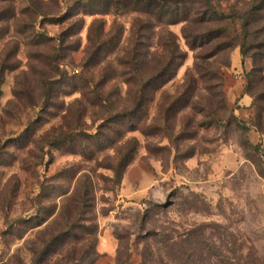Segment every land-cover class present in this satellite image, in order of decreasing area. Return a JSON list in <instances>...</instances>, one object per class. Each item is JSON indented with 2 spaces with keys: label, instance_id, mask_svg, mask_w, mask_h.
Returning <instances> with one entry per match:
<instances>
[{
  "label": "rangeland",
  "instance_id": "374dc122",
  "mask_svg": "<svg viewBox=\"0 0 264 264\" xmlns=\"http://www.w3.org/2000/svg\"><path fill=\"white\" fill-rule=\"evenodd\" d=\"M251 1L229 0L223 10ZM16 2L17 26L0 23V264H67L71 258L59 244L45 252L66 232L67 220L86 228L76 231L86 245L97 242L96 264H116L119 236L130 241L132 264H139L146 242L154 244L143 240L153 234L176 243L204 239L221 264H264V138L205 110L216 102L213 83L192 84L196 108H186L188 98L181 96L190 87L186 75L195 69L196 52L183 38L185 26L171 27L185 57L176 78L145 90L149 103L135 121L138 129L121 138L107 130L105 111L86 102L75 81L84 72L95 17L81 14L62 24L58 18L74 0ZM137 19L130 13L105 17L107 33L120 25V48H111L91 71L96 82L106 75L107 94L115 102L121 96L120 106L129 108L133 94H126L124 69L115 60L133 48ZM230 25L241 31L240 22ZM59 40L71 51L60 50ZM235 51L240 59L234 62V55L230 71L224 70L227 101L239 122L250 124L253 99L244 91L252 60L243 63ZM156 68L148 60L145 76ZM250 142L261 150H251ZM87 186V203L76 206L74 196Z\"/></svg>",
  "mask_w": 264,
  "mask_h": 264
},
{
  "label": "trees",
  "instance_id": "16d2710c",
  "mask_svg": "<svg viewBox=\"0 0 264 264\" xmlns=\"http://www.w3.org/2000/svg\"><path fill=\"white\" fill-rule=\"evenodd\" d=\"M229 0H74L73 5H68L67 12L58 18L59 23L65 24L79 15H91L95 17L91 26L90 46L85 52V59L82 64L84 70L78 81V89L81 91L83 99L93 107L101 108L105 111L104 122L109 125V130L114 135L124 137L129 132L138 129L137 117L141 115L149 103V99L144 96L145 90L148 91L155 83L160 90L166 83L176 78L178 68L184 61L179 45V37L171 31V27L183 24V38L191 50L196 52L195 69L187 73L188 87L181 97H186L187 107L196 108L195 92L192 84L199 83L210 86V91L216 92V102L205 107L214 115L221 113L223 116L218 118L220 123L234 122L239 128L250 132L254 130L264 138V0H252L244 8L224 12L223 4ZM30 5L32 0H28ZM9 4V9H4L3 4ZM16 0H0V23L13 21L18 24ZM34 9H36L34 7ZM134 14L138 16L137 24L134 27L133 48L124 54L117 56L115 62L117 66L124 69L121 78L127 86V95L133 94L132 106H120L107 94L106 75H102V80L96 82L91 71L97 70L107 60L105 57L111 48H120L122 30L117 32L118 23H115L114 33L106 32L105 17L114 15L115 17L124 14ZM50 16L47 13L39 12V17ZM145 18L144 21H141ZM240 22L241 31L235 33L230 23ZM37 23V20L34 21ZM83 25L84 20L77 21ZM7 26L4 28L6 29ZM22 28V27H21ZM31 30L36 32V26L31 24ZM108 35H107V34ZM46 37L41 35V38ZM110 38V40H109ZM59 48L63 51H71L66 41L59 40ZM64 46V47H63ZM69 47V48H68ZM57 47L54 51L58 52ZM67 49V50H65ZM239 49L244 60H252V69L246 76V88L244 95L253 99L251 110L254 112L251 123L244 124L239 122L235 116V111L229 109L227 92L225 88V73L230 71L232 59ZM154 60L157 68L149 76H145L143 66L148 60ZM217 60L214 64L211 62ZM58 58L55 54L52 62L57 63ZM58 65V63H57ZM226 72H225V71ZM56 75L61 76L60 71L55 68ZM118 77V76H117ZM110 79H112L110 77ZM115 79V78H114ZM105 80V82H103ZM124 132H122L123 128ZM70 129L68 132H73ZM64 133L70 137L69 133ZM69 134V135H68ZM71 139V138H67ZM251 150L259 152L261 145L248 143ZM260 164V162H259ZM259 164L257 167H259ZM77 192V190H76ZM90 191L87 186L83 194L78 191L74 196L73 202L76 206L87 203ZM78 211V208H77ZM80 213V211H79ZM78 221V220H77ZM72 222V221H71ZM69 223L67 220L66 232L58 238L48 243L45 252L49 253L53 247L59 246L67 249V264H96L98 253L96 250L97 242L86 245L88 239L80 238L76 234L80 228L78 223ZM82 227V226H81ZM88 229V228H87ZM89 230V229H88ZM75 233V234H73ZM90 234L92 231L89 232ZM94 233V231H93ZM73 234V235H72ZM153 234L150 238L143 241H153V245L146 242L147 246L142 254L139 264H221L220 259L213 260L211 246L204 242V239L193 242L189 237L176 243L170 236L160 237ZM162 238V239H161ZM127 238L119 236V252L116 264H132L133 253L129 241L124 244ZM68 245V246H67ZM161 246L160 249L156 248ZM89 249V250H87ZM125 252H122L124 251ZM127 251V253H126ZM260 264V263H259Z\"/></svg>",
  "mask_w": 264,
  "mask_h": 264
},
{
  "label": "crops",
  "instance_id": "0c3cea01",
  "mask_svg": "<svg viewBox=\"0 0 264 264\" xmlns=\"http://www.w3.org/2000/svg\"><path fill=\"white\" fill-rule=\"evenodd\" d=\"M237 59H238V60L240 59V54H239V53H236V54H235L234 62H235ZM243 103H245L244 105L249 106L250 103H251V99H250L249 97L245 96V97H244V100H243Z\"/></svg>",
  "mask_w": 264,
  "mask_h": 264
}]
</instances>
